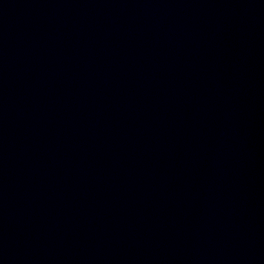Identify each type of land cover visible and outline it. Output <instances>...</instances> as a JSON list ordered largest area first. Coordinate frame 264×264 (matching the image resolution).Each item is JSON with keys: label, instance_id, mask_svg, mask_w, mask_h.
Returning a JSON list of instances; mask_svg holds the SVG:
<instances>
[{"label": "water", "instance_id": "95a60500", "mask_svg": "<svg viewBox=\"0 0 264 264\" xmlns=\"http://www.w3.org/2000/svg\"><path fill=\"white\" fill-rule=\"evenodd\" d=\"M0 264H264V0H0Z\"/></svg>", "mask_w": 264, "mask_h": 264}]
</instances>
